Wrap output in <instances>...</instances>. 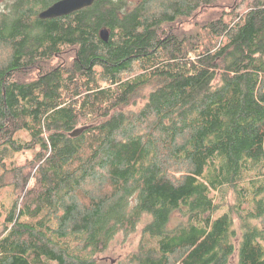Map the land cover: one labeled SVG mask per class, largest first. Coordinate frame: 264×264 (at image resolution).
Returning a JSON list of instances; mask_svg holds the SVG:
<instances>
[{
	"label": "trees",
	"instance_id": "trees-1",
	"mask_svg": "<svg viewBox=\"0 0 264 264\" xmlns=\"http://www.w3.org/2000/svg\"><path fill=\"white\" fill-rule=\"evenodd\" d=\"M55 1L0 9V264H264V0Z\"/></svg>",
	"mask_w": 264,
	"mask_h": 264
},
{
	"label": "rangeland",
	"instance_id": "rangeland-1",
	"mask_svg": "<svg viewBox=\"0 0 264 264\" xmlns=\"http://www.w3.org/2000/svg\"><path fill=\"white\" fill-rule=\"evenodd\" d=\"M6 0H0V9ZM23 156H20L22 158ZM179 219L178 213L174 212L170 224L173 225ZM143 224L138 225L136 232L125 235L120 232L111 240L105 252L98 255V264H131L127 255L136 248Z\"/></svg>",
	"mask_w": 264,
	"mask_h": 264
},
{
	"label": "water",
	"instance_id": "water-1",
	"mask_svg": "<svg viewBox=\"0 0 264 264\" xmlns=\"http://www.w3.org/2000/svg\"><path fill=\"white\" fill-rule=\"evenodd\" d=\"M94 0H57L38 13V18L47 19L64 16L85 6L91 5ZM102 41L106 42L109 37L108 30L103 28L99 32ZM82 129H76L70 133L71 136L78 135Z\"/></svg>",
	"mask_w": 264,
	"mask_h": 264
}]
</instances>
